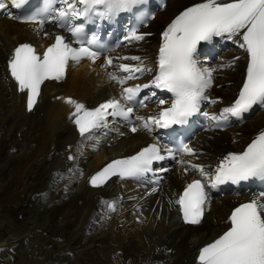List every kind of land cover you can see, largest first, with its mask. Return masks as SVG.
<instances>
[{"label": "snow or ice", "instance_id": "6c2138e0", "mask_svg": "<svg viewBox=\"0 0 264 264\" xmlns=\"http://www.w3.org/2000/svg\"><path fill=\"white\" fill-rule=\"evenodd\" d=\"M26 2L13 0L17 7ZM148 3L149 0H40V5L24 16L22 22L41 27L46 21L55 22L70 33L73 43L79 47H72L62 35H56L42 55L29 43L15 47L7 68L17 90L27 94L28 111L33 110L43 82L63 79L70 60L79 63L87 58L94 63L101 55L98 49L104 45L98 43L95 34L86 38L88 23H95L97 19L112 20L121 13H132L136 15L137 23L143 24L152 18L147 10H142ZM4 7L5 4L0 2V9ZM78 20L84 22L76 23ZM214 37L237 40L239 47L246 52L247 65L234 101L219 114L204 113L210 126L220 127L229 117H240L253 105L264 106V0H198L179 11L160 33L155 70L145 67L141 57L119 58L138 62L136 65L121 63L118 66L119 71L128 74L124 77L109 73L110 80L121 86L120 100H109L92 110L85 109L83 104L71 98L66 100L75 108L71 117H74L73 123L80 136L90 137L95 129L105 125L108 116L121 117L133 124L130 128L132 133L140 128L151 132L153 126L167 129L186 124L189 117L199 112L202 101L208 100L205 93L211 87L215 69L201 67L197 49L202 42H211ZM124 39L139 41L144 39V35L138 34L137 28L132 27ZM234 59L238 60L239 57ZM111 65L112 58L105 57L104 66ZM153 71L149 83L125 86L127 81L138 79L136 73ZM148 88L171 93L170 106H165L167 102L160 99L159 105L162 107L158 113L147 118L136 116V121L140 122L136 125L132 121L135 105L143 107L149 99L148 96L138 99V94ZM121 100L125 103H121ZM164 151L170 157L176 152L189 156L196 154L193 148L183 143L177 148L166 147ZM164 158L158 141L150 143L134 155L112 160L92 175L89 183L99 187L111 176L138 179L152 171L154 161ZM68 159L74 157L70 155ZM177 163L184 166L185 172L189 168L198 172L200 177L211 182L213 188L226 182L238 184L253 178L264 179V130L243 151L229 152L223 156L211 174L205 171L202 164L184 160ZM261 197H264V192ZM207 202L208 194L201 179H193L185 185L177 199L169 201L179 206L184 223L191 225L201 222ZM106 203L109 210L115 211V202ZM227 222L228 226L222 234L199 248L197 264H264V201L252 199L239 204L231 210Z\"/></svg>", "mask_w": 264, "mask_h": 264}, {"label": "bare ground", "instance_id": "6f19581e", "mask_svg": "<svg viewBox=\"0 0 264 264\" xmlns=\"http://www.w3.org/2000/svg\"><path fill=\"white\" fill-rule=\"evenodd\" d=\"M198 0H172L167 7L169 10L165 15L161 13L158 18L156 26L164 24L168 19H170L179 8L189 5ZM170 17V18H169ZM158 29L160 27H157ZM26 27L22 24L15 23L11 26H6L4 23L0 25V36H7L6 41H3L2 46H0V112L3 111L5 114H13L17 116H23L28 118V124L26 129L22 130L23 140L18 141L12 135L11 132L14 130H20V122L13 123L9 126V131L4 134L3 147L0 143V160L3 161L11 167V163L16 162L14 172L11 176L6 179L1 184L0 187V217L5 214L6 218H10L15 213V208L18 206V200L23 198H29V190L39 191L37 184L39 182L43 183V187L46 186L48 182L47 174L51 168L57 167L59 165H53V160H47L45 153L48 151L51 145L55 146V159L63 161L60 165H63L65 156L68 151H65L67 144L74 145L73 161L71 166V173L77 180L74 182L75 191L73 193L63 194L62 189L55 188L53 190V195L50 196L52 202H59L62 196H66L69 202H62L57 206L50 216V226L49 231V244L51 243V250L56 254V262L54 264L65 263L68 259L66 256H62L60 253L54 250V248L63 243L71 246L74 242L72 241V236L75 235L79 239L78 248H81L83 244L89 243L87 249L92 252L98 253L96 257L98 258L97 264H151L147 261L150 259V247L154 244H166L167 237L173 233L171 239V247L174 246V251H165L163 256H152L157 260L153 264H180V259L182 257H192L194 249L205 243L212 236H216L226 225V208L233 204L231 199H227L222 206H217V213L215 215H207L204 227H177L175 216L172 212H167L163 210L161 215H159V210L146 209L145 213L150 215L148 217V225L145 227V232L141 233L136 229V225L133 222L124 224L122 228H113L109 226L107 230L103 231L100 235H96L95 231L91 235H86L85 232L77 234L80 228L86 223L88 217L91 214L92 208H104L105 205L102 204L104 195L107 194V190L110 189L109 181L106 182L105 188L95 190L97 187L91 186L89 180L92 175L96 173L94 167H98L104 160L111 157L113 153L120 154L119 152H114L117 148L122 146L129 148L126 153L132 152L139 143L142 142L143 136L140 134L132 135L123 138L117 147L110 148L104 144H100L97 138H92L91 136L79 137L77 133L74 132L72 126L69 123H65L64 115L67 108L60 100H54L53 102L48 101V94H50L55 86L45 85L43 92L41 94L42 104L37 102L34 106L33 111L30 113L20 112V107H15L14 110L9 108L8 103L12 101L15 97V92H12L11 86L3 75V60L1 58L4 55V51L8 46L13 44L11 42L17 41L18 37L14 32H19L24 34L26 32ZM157 38L153 39V42L149 44L152 47L156 42ZM153 47L150 48L149 56H152ZM95 74H89L85 70H74L72 73L67 72L65 77V82L60 85V93L72 94L75 97L86 101H96L97 95L95 94L94 88L95 83L98 80L94 77ZM242 78V65H239L236 75L233 76L232 73L228 74L227 78H224L222 82L228 80L232 81V84L228 86V89L224 91H217L216 96L223 97L224 99L230 98L234 94L236 87H240V80ZM9 89V90H8ZM53 96H57V92H54ZM18 97V96H17ZM41 110L43 115L39 118ZM8 116V115H7ZM64 123V124H63ZM249 123V122H248ZM248 123L243 126L242 131L236 137L223 136L220 139L226 141L225 147L221 146L224 151L227 150H240L241 144L251 139V134L256 135L264 130V116L260 117L254 125L247 127ZM239 139V142H231L232 140ZM33 142L34 145L29 147V152H27L29 144ZM14 143L19 146L21 151L15 153L11 156L2 157L1 155L5 152L10 144ZM60 143L62 148H58ZM220 148L215 146L211 149L210 156L219 152ZM40 156L43 158L38 166H35L29 175L33 177L31 184H20L24 182L23 173H27L31 164ZM30 176L27 177V179ZM178 183V181H177ZM9 185V186H6ZM14 191V192H13ZM98 194L96 197L95 195ZM130 197V196H129ZM76 199H82V206H77L75 203ZM26 207V206H25ZM27 209V208H26ZM47 214L46 210L42 211V216ZM61 217L59 220L58 217ZM83 216V218H82ZM11 218V223H12ZM14 221V220H13ZM11 226L12 230L15 231L18 227H23L17 225ZM10 226V225H9ZM11 232V231H9ZM29 232V230H27ZM124 232V235L120 234ZM32 233L30 231L29 234ZM68 235L67 241L62 243L57 242L58 238H64ZM19 237V235L17 234ZM97 236V237H96ZM1 238V237H0ZM126 240V242L124 241ZM212 239V238H211ZM6 240V239H5ZM21 240V239H20ZM47 236H43L42 241L45 244ZM6 242V241H4ZM148 242V243H147ZM148 244V245H146ZM166 250V248H164ZM96 257H94L96 259ZM101 257H104L103 260ZM160 259H164L161 261ZM77 258L74 257L71 261L72 264L77 263ZM97 260V259H96ZM154 260V261H155ZM95 264V263H94ZM181 264H192L191 261Z\"/></svg>", "mask_w": 264, "mask_h": 264}, {"label": "rangeland", "instance_id": "374dc122", "mask_svg": "<svg viewBox=\"0 0 264 264\" xmlns=\"http://www.w3.org/2000/svg\"><path fill=\"white\" fill-rule=\"evenodd\" d=\"M2 216H4L5 219H0V237H2V238H0V240H2V243H5L4 242L5 239H7L9 237L10 233L13 231L11 228L12 224L14 226L15 223H17V221L15 220V222H14L12 220V223H11V218H6L5 214H2ZM13 216H14V218H17L16 214H14ZM17 225L19 226V224H17ZM9 231H11V232H9ZM17 234L19 235V237L17 236ZM17 234L15 235L14 239L10 242L11 247L8 248V251L7 250L6 251H3V250L0 251V257H1L0 261H2V259H4L6 261L7 257L10 256V259L13 262L19 263V255H20V252L22 251V252H25L24 259L26 260L27 264H48L49 263V260H45L44 255H38L37 254V253L41 252V250L39 249L41 247V245H39V243L31 242L30 245L25 246L24 243L22 242V240H20L22 233L19 232ZM42 244H44V243H42ZM35 247H38V249H36ZM96 255H95V257H96ZM97 257H96L97 260L95 259V261H94L95 264L98 263V262H96V261H98ZM12 261H11V263H12ZM77 263H79V260H77Z\"/></svg>", "mask_w": 264, "mask_h": 264}]
</instances>
